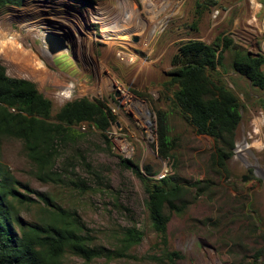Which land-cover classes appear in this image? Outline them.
Returning a JSON list of instances; mask_svg holds the SVG:
<instances>
[{
    "label": "rangeland",
    "instance_id": "obj_1",
    "mask_svg": "<svg viewBox=\"0 0 264 264\" xmlns=\"http://www.w3.org/2000/svg\"><path fill=\"white\" fill-rule=\"evenodd\" d=\"M125 19L131 38L120 33L107 40L104 29ZM0 36L21 56L0 55L7 75L34 83L51 101L53 116L86 98L101 101L116 118L106 133L110 143L87 125L84 132L73 128L78 134L60 148L54 175L45 181L21 141L0 140V164L21 184L25 203L15 206L23 223L46 219L39 201L46 196L79 217L95 247L120 250L127 231L141 233L123 258L87 263L69 254L66 264H172L149 222L144 185L121 158L137 164L145 177L149 168L153 180L167 171L186 187L198 181L206 187L199 197L191 190L187 210L171 218L168 251L182 256L175 264H264V257L257 259L264 252V91L231 71L233 52L226 51L218 72L239 99L241 121L225 170L212 164L214 141L177 113L171 116L175 160L159 158L154 112L171 107L165 85L182 44L211 45L225 36L233 50L264 54V0H23L0 9ZM48 36L65 45L52 52ZM120 89L126 91L122 98Z\"/></svg>",
    "mask_w": 264,
    "mask_h": 264
},
{
    "label": "trees",
    "instance_id": "obj_2",
    "mask_svg": "<svg viewBox=\"0 0 264 264\" xmlns=\"http://www.w3.org/2000/svg\"><path fill=\"white\" fill-rule=\"evenodd\" d=\"M80 1L85 5L97 2ZM22 2L0 0V9L7 5L19 6ZM226 51L233 52L231 71L245 78L251 87L264 91V54L252 56L233 50V40L225 36L218 37L211 45L200 41L182 44L172 58L174 71L165 85V92L172 95L168 97L171 107L169 110H154L157 152L162 160H175L177 142L172 137L171 116L177 113L197 134L214 141L212 164L226 169L241 121L239 99L227 88L218 72L219 68H224ZM212 74H216V79ZM52 110L51 101L38 91L34 83L9 77L6 68L0 64V140L21 141L28 158L38 167V178L42 181L54 175L60 148L78 134L73 128L87 125L102 133L110 143L106 133L116 121L104 103L86 98L67 103L55 116ZM121 163L142 181L147 194L149 222L159 238L165 259L175 264L182 256L168 251L167 230L171 218L187 210L191 190H196L199 197L205 194L206 187L201 181L186 187L175 176L153 180L149 168H145L147 178L133 161L121 158ZM19 185L0 164V264H66L65 258L69 254L87 263L100 258L113 260L125 257L128 250L141 241V233L130 230L123 237L120 250L95 247L79 217L53 205L46 196H39L46 219L41 224H25L15 206V202L25 203L18 194ZM261 257L264 252L257 259Z\"/></svg>",
    "mask_w": 264,
    "mask_h": 264
},
{
    "label": "bare ground",
    "instance_id": "obj_3",
    "mask_svg": "<svg viewBox=\"0 0 264 264\" xmlns=\"http://www.w3.org/2000/svg\"><path fill=\"white\" fill-rule=\"evenodd\" d=\"M151 3V2H150ZM154 13H155V9H154ZM155 16H156V14L152 17V18H155ZM124 23H119V24H116V26H111V27H107V28H105L104 29V32H105V37H106V39L107 40H114V38H117V34H119L120 35V33L123 35V36H125L124 38H126V39H130L131 38V36L132 35H130V33L129 34H127V32H131L132 31V29L130 28L131 26H129V29L127 28V25H129V21L128 20H124L123 21ZM139 22V21H138ZM153 23L155 24L156 22H154L153 21ZM138 24V23H137ZM115 25V24H114ZM149 25V24H148ZM162 25V24H161ZM160 25V26H161ZM137 27V26H136ZM141 27H143V26H141ZM129 30H127V29ZM145 29H146V27H144V31H145ZM134 31V30H133ZM137 36V35H136ZM3 39V36H0V55L1 54H3L4 56H6V57H12V58H14V59H17V60H21V56H19V54L18 53H15V52H13L12 51V48H9V46H8V43H6V40L4 39V40H2ZM105 43V42H104ZM10 44V43H9ZM110 44H112V43H110ZM25 61V60H24ZM23 61V62H24ZM26 61H28V60H26ZM25 61V62H26ZM39 64V63H38ZM39 76V75H38ZM126 93V91L124 90V89H120V97L122 98V97H124V94ZM68 94V93H67ZM256 135H258L259 133H260V130L259 131H255L254 132ZM239 150H241V149H243L242 148V145H240L239 146ZM242 151H244V149L242 150ZM264 174V173H263Z\"/></svg>",
    "mask_w": 264,
    "mask_h": 264
},
{
    "label": "water",
    "instance_id": "obj_4",
    "mask_svg": "<svg viewBox=\"0 0 264 264\" xmlns=\"http://www.w3.org/2000/svg\"><path fill=\"white\" fill-rule=\"evenodd\" d=\"M46 40H47V44L49 45V47H50L52 52L55 51L56 46L58 44H59V46H64L65 45L63 40L54 38L53 36H48ZM244 181H246V178H244Z\"/></svg>",
    "mask_w": 264,
    "mask_h": 264
},
{
    "label": "built area",
    "instance_id": "obj_5",
    "mask_svg": "<svg viewBox=\"0 0 264 264\" xmlns=\"http://www.w3.org/2000/svg\"><path fill=\"white\" fill-rule=\"evenodd\" d=\"M219 16V12H215L214 13V18L216 19L217 17ZM14 111V110H13ZM112 112H113V114H115V110H112ZM86 130V127H85V125H82L81 126V131H85ZM123 149H125L126 150V148H123ZM168 175V172L167 171H165V173H163L160 177H159V179H163V178H165L166 176Z\"/></svg>",
    "mask_w": 264,
    "mask_h": 264
}]
</instances>
